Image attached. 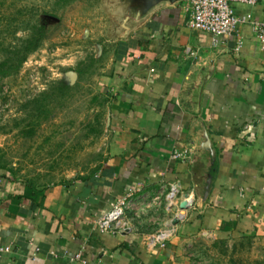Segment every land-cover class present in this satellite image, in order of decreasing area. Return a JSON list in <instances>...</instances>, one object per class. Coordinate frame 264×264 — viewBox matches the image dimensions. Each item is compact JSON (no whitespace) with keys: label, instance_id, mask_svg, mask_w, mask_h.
<instances>
[{"label":"crops","instance_id":"1","mask_svg":"<svg viewBox=\"0 0 264 264\" xmlns=\"http://www.w3.org/2000/svg\"><path fill=\"white\" fill-rule=\"evenodd\" d=\"M146 3L82 9L72 33L90 51L69 60L79 73L98 63L105 157L91 174L42 185L0 168V264H191L197 239L263 235L264 51L248 25L216 43L190 27L189 0L143 13ZM234 7L264 19V0ZM122 198L128 230L99 231ZM171 225L166 246L148 248V235Z\"/></svg>","mask_w":264,"mask_h":264},{"label":"rangeland","instance_id":"2","mask_svg":"<svg viewBox=\"0 0 264 264\" xmlns=\"http://www.w3.org/2000/svg\"><path fill=\"white\" fill-rule=\"evenodd\" d=\"M92 1L0 0V59L33 26L45 36L17 72L0 77V168L14 180L42 185L102 165L108 100L97 87L98 63L79 73L69 60L90 51L72 32ZM262 234L197 239L191 264H264Z\"/></svg>","mask_w":264,"mask_h":264},{"label":"built area","instance_id":"3","mask_svg":"<svg viewBox=\"0 0 264 264\" xmlns=\"http://www.w3.org/2000/svg\"><path fill=\"white\" fill-rule=\"evenodd\" d=\"M259 0H189L190 18L188 25L192 28L210 33L214 43L219 39L228 37L243 25H248L260 50L264 51V19L256 18L251 11L239 13L234 7L235 3H243L250 10ZM238 41V47L241 45ZM185 151L175 150L174 158L186 157ZM171 195V194H170ZM172 196V195H171ZM130 206L129 198L118 199L112 208L95 221L101 232H120L129 228L126 211ZM176 234L174 225L159 228L146 239L148 248L165 247L166 243ZM9 247L0 248L8 250ZM80 264H90L86 258L79 256Z\"/></svg>","mask_w":264,"mask_h":264},{"label":"trees","instance_id":"4","mask_svg":"<svg viewBox=\"0 0 264 264\" xmlns=\"http://www.w3.org/2000/svg\"><path fill=\"white\" fill-rule=\"evenodd\" d=\"M69 1L63 0L64 4ZM44 38L43 27L33 26L26 37L19 39L12 47H9V50H6L9 54L0 59V77L17 72L27 57L41 46Z\"/></svg>","mask_w":264,"mask_h":264},{"label":"water","instance_id":"5","mask_svg":"<svg viewBox=\"0 0 264 264\" xmlns=\"http://www.w3.org/2000/svg\"><path fill=\"white\" fill-rule=\"evenodd\" d=\"M145 1H147V3H146V7L144 8L143 13L148 12L151 8H153L161 0H145ZM177 1H182L183 3H185V0H177ZM72 74L74 75L75 73H72ZM180 207H181V211L183 212L185 208L187 207V201L182 200L180 203ZM178 221H179V217H175L173 219L174 224L178 223Z\"/></svg>","mask_w":264,"mask_h":264}]
</instances>
